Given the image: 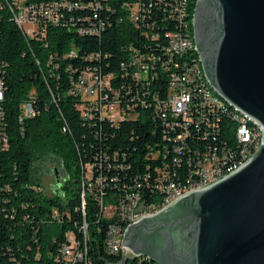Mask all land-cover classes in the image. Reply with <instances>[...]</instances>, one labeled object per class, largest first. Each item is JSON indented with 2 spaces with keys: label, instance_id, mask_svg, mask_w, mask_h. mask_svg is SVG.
Returning a JSON list of instances; mask_svg holds the SVG:
<instances>
[{
  "label": "trees",
  "instance_id": "trees-1",
  "mask_svg": "<svg viewBox=\"0 0 264 264\" xmlns=\"http://www.w3.org/2000/svg\"><path fill=\"white\" fill-rule=\"evenodd\" d=\"M12 1L0 0V108L5 115L0 135L8 138L6 147L0 142V264H56L71 232L82 248L88 242L92 264H119L122 257L106 249L113 220L103 216L101 203L118 204L127 193L138 194L146 205L162 203L166 193L158 188L159 179L185 185L190 177L197 179L193 165L212 147L239 150L237 124L222 115L211 118L214 127L203 122L202 131L191 128L189 135L177 139L181 130L170 129L164 110L154 105H134L132 115L118 123L98 113L87 117L85 101L71 93V82L86 69L112 75L122 106L131 103L140 85L124 63L133 52L157 51L159 43L168 44L169 34L182 31L181 7L187 14L185 35L192 38L197 0H93L95 7L80 0L84 7L61 8L60 22L41 20L34 35L13 19ZM22 1L52 5L59 0ZM138 2L145 5L140 22L130 18L126 6ZM89 28L97 33H81ZM154 35L157 41L151 39ZM170 72L159 70L150 86L160 102L168 97ZM144 90L140 97L157 104L149 86ZM27 101H32L35 115L24 121ZM180 145L187 147L177 155L173 149ZM51 153L63 159L68 172L62 194L55 196L45 194L39 179L41 164ZM87 169L88 179L83 178ZM126 264L154 263L142 257Z\"/></svg>",
  "mask_w": 264,
  "mask_h": 264
},
{
  "label": "water",
  "instance_id": "water-1",
  "mask_svg": "<svg viewBox=\"0 0 264 264\" xmlns=\"http://www.w3.org/2000/svg\"><path fill=\"white\" fill-rule=\"evenodd\" d=\"M193 33L205 76L263 130L235 171L130 225L123 245L157 264H264V0H197Z\"/></svg>",
  "mask_w": 264,
  "mask_h": 264
},
{
  "label": "built area",
  "instance_id": "built-area-1",
  "mask_svg": "<svg viewBox=\"0 0 264 264\" xmlns=\"http://www.w3.org/2000/svg\"><path fill=\"white\" fill-rule=\"evenodd\" d=\"M90 1L89 5L91 7L97 6V4L93 3V0ZM9 6L15 22L30 35L35 34L41 20L59 23L62 15L60 13L61 8L73 10L76 7H84L80 0H59L52 5L44 3L27 5L22 0H13ZM126 6L130 12V18L140 22L145 5L138 2L134 5ZM178 14L183 22L182 31L169 34L168 44L163 46L159 43V48L155 52H133L129 63L125 64V70L129 65L132 69L131 77L140 85L137 95H139L140 90H142L143 95L146 94L144 89L149 86V94L153 99L158 100L157 104H149L148 100L143 96L135 95L131 99L133 100L131 103L122 106L120 92L112 86L113 76L91 69L83 70L79 75L78 82H71V93L82 97L85 101V115L87 117L92 116L93 113H98L100 117L108 118L115 123L131 116L130 110L135 108L134 105H154L158 110H164L162 114L163 120L167 122V126L170 129L181 130V133L177 135V139H183L189 135L191 128L202 131L203 122L206 123L207 127H214L211 123V118H220L222 115H226L237 124L235 140L239 145V150L233 152L226 146L212 147L209 152H206L193 165L192 173L197 176V179L190 177L185 185L178 184L172 178H169L167 183L159 179L161 183L158 188L166 193L162 203L146 205L141 201L138 194L133 193H127L118 204L115 202H102L103 216L113 220L107 230L106 249L109 253L122 257L119 264L127 263L125 262L126 254H134L128 247L123 245L127 225L137 223L145 217L153 216L168 207L174 203V197L181 190L201 189L222 179L223 169L234 166L243 157H247L249 152L256 147L254 121L257 120L248 115V121L238 122L231 117V112L222 110L216 101H212L208 97V94L199 90V80L204 78H198V75H196L193 42L191 38H187L185 35V17L187 14H182V7L178 9ZM29 24H32L33 27L27 29L26 25ZM87 32L97 33V29L89 28L81 31L83 34ZM151 39L157 41L159 37L154 35ZM130 50L133 51L131 47ZM163 54L167 56L166 60L162 58ZM69 56H73V53ZM176 57L179 60H175ZM182 59L184 60L182 61ZM161 69L171 71L168 97L164 102H160L158 95L153 94L150 90L151 84L159 77V70ZM3 98V83L0 80V102ZM24 105L25 112L21 116L25 121L26 118L35 115V109L32 101H27ZM169 116L171 121H169ZM4 117V112L0 108V128L4 125ZM62 130L67 132L68 127L64 126ZM0 142L6 147L8 145L7 136L4 134L0 135ZM186 147V145L176 146L173 152L181 155ZM176 163H181L180 156L176 158ZM89 172V169L87 171L84 170L83 178L88 179ZM82 182L84 186V180ZM84 194L85 192L82 198L84 200L83 208L85 209ZM83 229L88 232L86 223L83 225ZM69 240L70 243L65 244L61 248L56 258V264H92L88 242H85L82 248L79 241L74 237L73 232L69 234Z\"/></svg>",
  "mask_w": 264,
  "mask_h": 264
},
{
  "label": "bare ground",
  "instance_id": "bare-ground-1",
  "mask_svg": "<svg viewBox=\"0 0 264 264\" xmlns=\"http://www.w3.org/2000/svg\"><path fill=\"white\" fill-rule=\"evenodd\" d=\"M186 24V22H185ZM192 42H193V52L196 55L194 57V61L196 63V75H198V78H204V79H200L199 80V90L205 94H208V97L212 100V101H216L217 104L219 105V107L226 111V112H231V117L235 118L238 122H246L248 121V115L241 112L240 110H238L237 108H235L234 106H232L231 104L227 103L225 100H223L215 91V89L211 86V84L209 83V81L207 80L202 64H201V59L200 56L197 52L196 49V44L194 41V33H193V37L191 38ZM124 70H125V63H124ZM78 82V81H77ZM254 131L256 133V147L254 149H252V151L249 152L247 157H243L241 160H239V163H236L234 166H230L226 169H223L222 171V178L225 177L226 175H228L229 173L235 171L236 169H238L240 166H242L244 163H246L251 157L252 155L259 149L261 142H262V138H263V130L261 125L259 124L258 121H254ZM241 161V162H240ZM196 190V189H188V190H181L179 191V194L176 195L174 197V202L179 199L180 197H182L183 195ZM130 225H127V228L125 229V232L127 231L128 227ZM85 233V237H86V233H88L87 231H84ZM142 258V256H139L137 258H135L134 254H126L125 255V262H128L129 259H140ZM144 258V257H143ZM149 260V258H148ZM151 261V260H150ZM154 263V262H153ZM157 264V263H154Z\"/></svg>",
  "mask_w": 264,
  "mask_h": 264
},
{
  "label": "rangeland",
  "instance_id": "rangeland-1",
  "mask_svg": "<svg viewBox=\"0 0 264 264\" xmlns=\"http://www.w3.org/2000/svg\"><path fill=\"white\" fill-rule=\"evenodd\" d=\"M33 25H26L27 29L32 28ZM75 166H72V171ZM68 177V172L64 167L63 159L51 153L46 156V160L41 164L39 179L41 180L42 188L45 190L47 196L61 195L63 185Z\"/></svg>",
  "mask_w": 264,
  "mask_h": 264
}]
</instances>
